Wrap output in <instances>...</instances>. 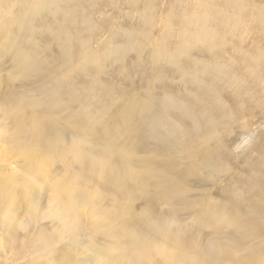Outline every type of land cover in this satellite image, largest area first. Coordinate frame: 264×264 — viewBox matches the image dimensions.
Wrapping results in <instances>:
<instances>
[{
	"label": "rangeland",
	"instance_id": "374dc122",
	"mask_svg": "<svg viewBox=\"0 0 264 264\" xmlns=\"http://www.w3.org/2000/svg\"><path fill=\"white\" fill-rule=\"evenodd\" d=\"M0 264H264V0H0Z\"/></svg>",
	"mask_w": 264,
	"mask_h": 264
},
{
	"label": "bare ground",
	"instance_id": "6f19581e",
	"mask_svg": "<svg viewBox=\"0 0 264 264\" xmlns=\"http://www.w3.org/2000/svg\"><path fill=\"white\" fill-rule=\"evenodd\" d=\"M42 2L44 3V5L46 6L47 5V2H48V0H42ZM177 28V27H176ZM63 30H59L58 31V34H60L61 32H62ZM75 37H77V35H75ZM161 40V39H160ZM70 42V41H69ZM86 51V50H85ZM158 52H159V50H158ZM49 53V52H48ZM112 53H114V52H112ZM90 54H92V53H90ZM159 54V53H158ZM90 56H92V55H89V57ZM159 56L157 55V54H154V56L152 57V60H156L157 61V58H158ZM94 59V58H93ZM97 59V58H96ZM99 59V58H98ZM92 61V60H91ZM72 65V64H71ZM70 65V66H71ZM100 67V66H99ZM84 68H86V67H84ZM93 70V69H92ZM90 72V71H89ZM96 72V71H95ZM73 73V72H72ZM90 73H92V72H90ZM89 73V74H90ZM74 74V73H73ZM62 75H58L57 77H56V79H54L53 81H54V84H55V87H60V86H63L64 85V83L63 82H65L66 81V79H65V77L63 76V77H61ZM85 76V75H84ZM72 77V76H71ZM92 77V76H91ZM93 78V77H92ZM91 78V80H93ZM97 78H99L98 76H97ZM97 78H96V80H97ZM84 81H88V80H84ZM61 83H63L62 85H60ZM69 83V82H68ZM67 83V84H68ZM88 83H90V82H88ZM92 83H93V81H92ZM60 85V86H59ZM71 85V84H70ZM92 85V84H91ZM66 86V85H65ZM69 86V85H68ZM74 86V85H73ZM93 87H97L96 86V84L93 86H90L89 87V89H87L86 90V94L84 93H78L77 91H79V89L75 92V96H70V100H72V101H74L73 103L75 104H77V101H80L79 99H82V101L83 102H87V100L95 93V91L97 90V88H93ZM62 88V87H61ZM71 88H73L72 86L70 87V91H74V89H72L71 90ZM99 88L100 87H98V90H99ZM107 88V87H106ZM106 88H103V90L104 89H106ZM101 89V88H100ZM57 90V89H56ZM58 90H60V88L58 89ZM65 90V89H64ZM68 90V89H67ZM81 90H82V88H81ZM102 90V93H101V95H104V93L106 92L105 90L103 91ZM108 90V89H107ZM61 91V90H60ZM59 91V92H60ZM83 91H85V90H83ZM101 90H99V92H100ZM110 91H111V89H110ZM58 92V91H57ZM56 92V93H57ZM107 93V92H106ZM110 93H112V92H110ZM79 94V95H78ZM113 94V93H112ZM81 95V97L82 98H78V96H80ZM123 95V94H122ZM60 96V95H59ZM107 96V95H106ZM119 96L121 97V94H119ZM123 97V96H122ZM101 98H102V100H104V98H103V96H101ZM107 98V97H106ZM109 98V97H108ZM113 98V97H112ZM125 98V97H124ZM124 98H122L123 100H124ZM126 99V98H125ZM112 100V99H111ZM130 100V99H129ZM68 101V100H67ZM125 101V100H124ZM127 101H128V98L126 99V103H127ZM135 101V100H134ZM112 102H116L115 100H112ZM137 102V101H136ZM116 103H118V101L116 102ZM132 103H134L133 101H132ZM132 103L130 104V103H128V104H130L131 106H132ZM68 104H69V101H68ZM113 104V103H112ZM125 104V103H124ZM143 104H145V103H143ZM32 105H34L35 106V104H32ZM134 105H136L135 103H134ZM31 106V105H30ZM36 106H38L37 104H36ZM35 106V107H36ZM112 106H114V105H112ZM16 107V106H15ZM32 107V106H31ZM115 107V106H114ZM133 107H135V106H133ZM132 108V107H131ZM140 108H142V109H147L148 110V108H150V106H148V105H141V107ZM20 109V108H19ZM71 109V108H70ZM106 109V108H105ZM16 110V109H15ZM35 110V109H34ZM114 112V111H113ZM20 113H23V112H20ZM17 114V113H16ZM16 114H15V116H16ZM18 114H19V112H18ZM114 114L112 113V116H113ZM20 116V115H19ZM18 116V117H19ZM21 116H22V114H21ZM86 116H88V115H86ZM84 117V116H83ZM82 117V118H83ZM106 117V116H105ZM20 118V117H19ZM24 118V117H23ZM36 118V117H35ZM128 118V116H127V114H125V116H124V119H127ZM132 117H130V119H131ZM22 119V118H21ZM19 120V119H18ZM93 121H95V120H93ZM31 122V124H32V120L30 121ZM26 124V123H25ZM27 125V124H26ZM114 125H115V123H114ZM20 126V125H19ZM49 126H51V125H49ZM21 128H22V126H20ZM111 126H109V127H105V130H104V133L103 134H105L104 136H106V141L107 142H115L116 144H117V140L115 139L116 137H113L114 136V131H112V129L110 128ZM26 128V127H25ZM52 127H50V129H51ZM54 128V127H53ZM28 129V128H27ZM104 129V128H103ZM106 129H108L110 132H106ZM129 129H130V131L132 130L130 127H129ZM33 130V129H32ZM28 131V130H27ZM157 132H159L158 130H156ZM216 131V130H215ZM103 132V131H102ZM29 133V132H28ZM127 133H128V131H127ZM133 133H135V132H133ZM132 133V134H133ZM160 133V132H159ZM195 134V137L196 136H198V133H199V131L197 130V129H193V131L191 132V134ZM25 134V133H24ZM32 134V133H31ZM115 134H117V132H115ZM190 134V135H191ZM158 134H156L155 136L157 137V138H159L160 140H162V138L161 137H159V136H157ZM134 137H135V135H134ZM193 137V136H192ZM191 137V138H192ZM210 135H207L205 138L206 139H209L210 140ZM58 138H61V135L59 136V134L56 132V130L54 129L52 132H51V139L48 141V150H51V149H53L54 148V150L56 151V152H59V151H61V149H60V140L58 139ZM130 138H131V136H130ZM165 138V137H164ZM134 140H136L137 141V139L136 138H133ZM188 139V138H187ZM198 139V138H197ZM196 139V140H197ZM129 140H131V139H129ZM200 140V143L202 142V144H204L205 146H208L209 145V141H207V140H203L202 139V137L199 139ZM23 142H25V141H23ZM128 142V141H127ZM135 142V141H134ZM195 142V141H194ZM194 142H192V143H194ZM27 143V142H26ZM104 143V142H103ZM138 143V142H137ZM20 144H22V143H20ZM24 144V143H23ZM77 143L75 142V145H76ZM129 144H130V142H129ZM208 144V145H207ZM74 145V143L72 144V146ZM81 145V144H80ZM105 146H106V149H107V152H108V157H109V159H110V156H111V153L108 151V145L107 144H104ZM127 145V144H126ZM133 145V144H132ZM136 145V144H135ZM193 145V144H192ZM79 146V145H78ZM72 147V148H74L75 150L73 151V150H71V152H72V154H73V156H74V159L76 160V162H81V163H85V161H86V163H87V165H86V167H90V169L92 170H94L95 172H100V174L101 175H105V176H107L112 182H113V184L115 185L118 181H120V182H123V180H127V179H131V176H133L134 177V179H131L133 182H134V180H136V177L133 175V174H130V175H128V173H127V177H125V179H123V176H121L122 174H124V173H122V171L123 170H127V168L129 169L131 166L130 165H127L128 164V161H127V158L125 157V156H123V155H121V157H118V158H116V160H106L105 158H103L101 155H100V159H92V158H89V157H87V156H89L85 151H83V149H81L80 150V148H81V146H79V147ZM133 147V146H132ZM77 148H79V149H77ZM136 148V147H135ZM134 148V149H135ZM130 149V148H129ZM133 149V150H134ZM44 151V150H43ZM118 151H122V150H118ZM127 150L126 149H124V151H122V153H124V152H126ZM45 152L47 153V151H46V149H45ZM130 152H132V150L130 151ZM199 154V153H198ZM197 154V155H198ZM46 155V154H45ZM91 157V156H90ZM112 162H115V166L114 165H112ZM116 162H117V164H116ZM39 165V164H38ZM121 165V166H120ZM41 166H42V164H41ZM112 167H114V169L115 170H113L112 171ZM166 167V166H165ZM132 169V168H131ZM151 172H152V170H151ZM149 174V173H148ZM145 175H147V174H145V173H142L141 174V176H145ZM112 178H111V177ZM129 176V177H128ZM140 176V177H141ZM146 177V176H145ZM153 178V177H152ZM155 178V177H154ZM150 180H153V179H150ZM111 184V183H110ZM119 185H121V184H119ZM130 186V187H129ZM129 186H124L125 188H128V191L129 190H131V191H135V189H134V187H135V185H129ZM79 188H80V191H81V194H85L86 193V191H87V189H86V187L83 185V183L82 184H80V186H79ZM160 188V187H159ZM133 192H132V194H130L131 195V198L130 199H132V198H136L135 196H134V194H133ZM68 193V192H67ZM135 193H136V191H135ZM161 193V194H160ZM160 195H162V190L160 191ZM70 194V193H69ZM73 194H74V192H71V194L70 195H72L73 196ZM157 194V193H156ZM69 195V196H70ZM151 199H152V197H151ZM158 199V198H157ZM156 199V200H157ZM12 200V199H11ZM13 201V200H12ZM152 201V200H151ZM132 202V201H131ZM156 202V201H155ZM3 204L4 205H6V201H3ZM125 204V203H124ZM128 204V203H127ZM140 206V205H139ZM125 207V206H124ZM132 208V207H131ZM127 210H128V207H127ZM125 212H127V211H125ZM129 212V211H128ZM127 212V213H128ZM236 212H238L239 213V211H236ZM122 213V212H121ZM126 213V214H127ZM124 214V213H123ZM126 214H124V215H126ZM146 214H148V212H146ZM149 214H151V213H149ZM119 215V214H118ZM119 217V216H118ZM123 217V216H122ZM125 217V216H124ZM123 217V218H124ZM237 217H239V218H242V215L241 214H238V216ZM122 218V219H123ZM126 218V217H125ZM128 218V217H127ZM150 218H151V216H150ZM149 217H146L145 219H146V223H145V225H143V227L145 228V230H146V232L147 233H155L156 231H158V229L160 228L158 225H156L155 224V222H152V221H154V220H152L151 221V219H150ZM155 218V217H154ZM125 220V219H124ZM158 220H159V218H158ZM140 222H141V220H140ZM143 222V221H142ZM145 222V221H144ZM159 223V222H158ZM245 224H247V225H251V224H249V223H247V222H245ZM161 232H162V230H161ZM136 234V233H135ZM162 237H165V236H167V234H162L161 235ZM136 238H138V237H140V236H135ZM142 237V236H141ZM144 237L145 238H147V237H149L148 236V234H146V235H144ZM140 250V252H142L143 250H145L144 248H140L139 249ZM183 252V251H182ZM144 253V252H143Z\"/></svg>",
	"mask_w": 264,
	"mask_h": 264
}]
</instances>
